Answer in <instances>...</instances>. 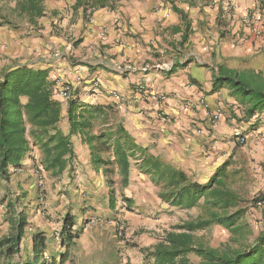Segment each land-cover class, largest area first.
Masks as SVG:
<instances>
[{"label":"crops","instance_id":"1","mask_svg":"<svg viewBox=\"0 0 264 264\" xmlns=\"http://www.w3.org/2000/svg\"><path fill=\"white\" fill-rule=\"evenodd\" d=\"M67 2L59 3V10L47 5L48 11L35 24L25 18L26 25L32 24L39 33L32 40L23 30L0 26V53L9 54L0 62V75L16 66L46 70L56 99L63 83L81 77L79 100L108 113L101 128L123 126L142 150L172 163L194 181L208 183L226 163L229 173L239 176L244 170L235 162L240 151L247 161L249 156L258 159L259 164H250L251 170L264 181V115L247 119L230 88L217 82L221 70L264 76V52H257L261 40L242 21L246 10L263 9V0H118L86 14L83 8L73 9L77 0ZM68 5L75 16L63 12ZM95 81L101 90L90 97ZM141 84L167 97L162 107L152 101L127 102ZM113 92L124 100L118 103ZM202 99L210 111L219 108L225 113L214 127L206 120ZM27 101L22 99L23 104ZM61 102L59 128L68 134L67 103ZM237 128L247 137L245 148L236 144ZM136 170L133 165L129 186L136 180ZM97 174L105 180L101 172ZM95 179L79 175L74 182Z\"/></svg>","mask_w":264,"mask_h":264},{"label":"trees","instance_id":"2","mask_svg":"<svg viewBox=\"0 0 264 264\" xmlns=\"http://www.w3.org/2000/svg\"><path fill=\"white\" fill-rule=\"evenodd\" d=\"M9 0H0V2ZM13 15L28 19L31 23L45 15L46 0H14ZM118 0H77L73 9H102L113 6ZM111 3V5H110ZM179 11V10H177ZM86 14V13H85ZM185 16V15H184ZM6 20L1 26H12ZM218 84L227 85L238 102L246 109V117L264 115V76L261 73L219 72ZM27 98L26 104L22 99ZM63 103L54 97V87L46 70H33L27 66H16L0 75V180L10 183L14 173L23 167L33 148L39 146L43 157L41 165L53 176L71 172L75 153L72 144L74 136L87 145L90 162L101 172L108 187L115 185V176H120L122 186H129V178L136 165L141 174L159 188L158 197L172 207L190 209L203 207L207 219L187 222L178 228L181 233H168L164 242L159 243L150 256L153 264H192L189 256L200 259L198 264H264V233L251 244L238 248L210 249L195 242L194 233L215 224L233 235L245 233L241 225L244 210L237 209L241 198L232 189V175L229 163L206 184H200L182 169L142 150L121 125L100 128L96 123L106 124L107 111L100 106L83 104L72 99L66 106L69 123L68 134L59 128L62 122ZM101 124V125H102ZM115 192L109 196L110 209H115ZM26 193H13L6 199L10 213L12 232L0 238V263L2 264H63L68 252L75 246L83 227L76 230L77 218L67 214L58 236L64 252L59 259L46 256L47 235L35 231L31 238L32 258H22L23 243L27 236L28 217L23 205ZM264 200L258 198L256 200ZM130 205V201L126 200ZM22 208L20 211L19 209ZM237 209V210H235ZM18 257V261L16 258Z\"/></svg>","mask_w":264,"mask_h":264},{"label":"rangeland","instance_id":"3","mask_svg":"<svg viewBox=\"0 0 264 264\" xmlns=\"http://www.w3.org/2000/svg\"><path fill=\"white\" fill-rule=\"evenodd\" d=\"M64 1L69 4V0H46L45 10L48 11V6L59 10V3ZM15 7L14 0L0 2V26L8 20L13 24V30H23L24 37L31 39L39 35L32 24L26 25L25 18L12 14L11 11ZM64 11L75 16L70 5ZM16 44V40H13V49H16ZM1 47L3 46L0 45ZM0 54L4 56L0 62H5L8 52ZM78 95L76 93L74 98L77 96V99H81ZM101 124L102 122L96 123V132L100 130ZM72 144L73 148H78L79 151L71 163V172L67 170L62 175L53 176L51 172L45 171L41 165L43 154L39 146H36L25 159L23 167L13 174L10 183L0 180V238L12 232L10 213L7 212L4 200L10 201L13 193L27 194L23 205L29 225L23 243V260L30 256L32 258L31 240L28 239L30 236L32 238L35 231H42L47 235L46 256L59 259L64 249L60 246L58 236L67 214L76 216V230L80 227H83V230L63 264H153L150 256L156 246L164 242L168 233H181L184 229L178 228L179 226L201 218L207 219V212L201 206L182 209L163 202L158 197L159 188L138 170L135 174L136 180L131 186L124 188L120 184V176H115V185L108 187L106 181L91 165L87 145L79 139H74ZM249 158L250 161H247L246 155L238 152L235 162L237 167L242 166L244 170H237L240 172L239 176L231 174L232 189L241 198L237 209L244 210L240 223L245 233L233 235L221 226L213 224L194 233L198 246L210 249L238 248L253 243L264 233V215L261 209L256 207V200L264 199V181L258 177L257 172L251 170L250 164H259L258 159L253 156ZM79 175L82 178L92 175V178L96 176V179L92 182L87 180L84 184H75L74 179ZM112 192H115L116 201L114 213L108 202ZM126 200L131 202L130 205L126 204ZM18 260L17 257L16 261ZM189 260L192 264L200 262L194 254L189 256Z\"/></svg>","mask_w":264,"mask_h":264},{"label":"built area","instance_id":"4","mask_svg":"<svg viewBox=\"0 0 264 264\" xmlns=\"http://www.w3.org/2000/svg\"><path fill=\"white\" fill-rule=\"evenodd\" d=\"M264 3V0H263ZM264 6V5H263ZM243 24L245 27L255 35L256 38L260 39V46L257 52H264V8L263 9H248L245 11L243 15ZM102 36H104L102 34ZM83 80L81 77H76L75 81L71 83H63L60 90H58V97L64 101L69 102L74 98L76 94V90L78 86L82 84ZM101 83L99 81H95L92 83V86L89 90V96L94 97L100 93ZM114 99L120 103L124 100L125 96H122L118 92H113ZM127 102L132 103H141L152 101L157 106L162 107L167 97L161 93L151 91L146 84L139 85L134 92L126 98ZM200 104L206 110V120L208 123L214 127L220 119L225 117V113L222 109H215L214 111H210V106L205 102V100H200ZM201 130H197V134H201ZM234 139L236 144L239 146H245L247 144V137L244 134V131L241 128H237L234 133ZM256 207L258 209L264 210V200H259L256 202Z\"/></svg>","mask_w":264,"mask_h":264}]
</instances>
